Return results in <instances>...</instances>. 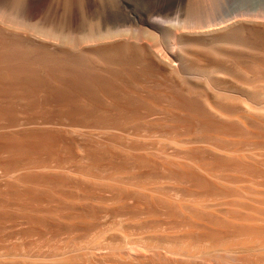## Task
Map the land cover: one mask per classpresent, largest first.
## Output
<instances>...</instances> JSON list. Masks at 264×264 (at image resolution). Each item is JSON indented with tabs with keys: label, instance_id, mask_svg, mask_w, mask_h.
Here are the masks:
<instances>
[{
	"label": "rangeland",
	"instance_id": "obj_1",
	"mask_svg": "<svg viewBox=\"0 0 264 264\" xmlns=\"http://www.w3.org/2000/svg\"><path fill=\"white\" fill-rule=\"evenodd\" d=\"M112 1L96 12L71 1V43L59 38L62 11L48 49L20 37L17 50L20 32L11 40L0 25V255L191 264L155 254L173 248L255 259L264 245V21H243L247 0ZM124 7L136 8V23ZM206 15L232 23L220 34L227 53L208 39L165 63L123 33L172 53L170 34L187 38L183 23ZM106 32L122 36L81 38ZM104 49L105 58L90 56ZM54 253L67 257H42Z\"/></svg>",
	"mask_w": 264,
	"mask_h": 264
},
{
	"label": "bare ground",
	"instance_id": "obj_2",
	"mask_svg": "<svg viewBox=\"0 0 264 264\" xmlns=\"http://www.w3.org/2000/svg\"><path fill=\"white\" fill-rule=\"evenodd\" d=\"M71 1H73V0H0V25L2 27V31L5 30L3 28L8 29L10 32L12 31V39L11 40L16 39V34L18 35V32H20V35L21 36H18L19 38L16 39L18 41V44H17V42L15 43L16 46L14 44V48L17 49V50L20 49V46H21L20 44L23 43V42L22 43H19V40L21 38H25L26 40H28V44L32 41L31 43L33 44L34 47L37 46V49L39 48V46H42L44 48L45 47V44H46L47 47L50 48V44L53 43L54 41H57L56 39H52L53 37L56 38V36H55L56 34L54 36H52V35L54 33H56L57 27L59 26V23H60L58 21V18H60L58 14L59 13H62V11H63L64 16L62 17L63 21H61L62 27H61V33L59 34V38L61 37V39H63V40H69V42L71 43V41H70V38H71V24H72V20L73 19H72L71 15L69 14V12L67 11V9H71L72 7L74 9V6H72L71 8L68 7V5H69V3ZM95 1H98V0H95ZM95 1H94V3H95ZM100 1L101 2L98 1V4H94L93 3L95 5V7L97 5H100L99 3H103V4H101V6H98V7H101L102 8V5L104 6L105 3H108L107 2L108 0L107 1L106 0H100ZM113 1H115V0H113ZM122 1H125V0H122ZM117 2H118V0H117ZM137 2H139V0ZM109 3H111L110 0H109ZM195 3L196 2L194 1V4H191L190 5L192 9L193 8L196 9V7H198L197 4H195ZM93 4L91 3V0H83V5L82 6L85 7V10L87 12H90ZM114 4H116V3L111 4V6H112V9L111 10H113V7H114L113 5ZM119 4L117 3V6L121 7V5H119ZM108 5L106 4L105 6L107 7ZM123 5H122V7H123ZM129 5H132V4H129ZM143 5H144V3H143ZM133 6H134V4H133ZM139 6L140 5H138V8H139ZM244 6H245V7H243V12L244 13L241 15V17H244V20L243 21L245 23L254 24L255 22H258L259 19L262 22L264 21V0H247ZM75 7L77 8L78 6L75 5ZM140 7H143V6H140ZM159 7H160V5H159ZM78 8H77V11H78ZM93 8H94V6H93ZM125 8H127V7H124L123 10ZM132 8H131V10H132ZM103 9H104V7H103ZM103 9H101V11L106 12V13H111V11L108 12V11H105ZM134 9H136V8H134ZM134 9H133V11H129L130 8L129 9H125L126 11H129L128 12L129 14H127V12L125 11L126 12V15L132 17L130 20H132V19L133 20L134 19L137 20V17L138 16L134 12ZM143 9H146V8H143ZM114 10H116V8H114ZM117 10H119V8ZM93 11H95V10L93 9ZM119 12H120V10H119ZM119 12H117V13H119ZM195 12H196V10H195ZM73 14H74V12H73ZM121 14H123V13H121ZM110 15L111 14H109V16L107 15L106 16L107 18H105V17H103V18L108 19V17H112ZM119 15L120 14H118V15H116L114 17L117 18V16H119ZM126 15L125 16L124 15L123 16L120 15V16L123 18V17H127ZM140 15H142V13ZM100 17H101V15H100ZM128 18H130V17H128ZM147 18H148V16H147ZM105 19H103V20H105ZM121 20H123V19H121ZM125 20L127 21L128 19H125ZM130 20H129V22H130ZM126 21L125 22L123 21V22L129 24V22H126ZM134 22H135V20H134ZM130 23H132V22H130ZM138 23H140V22H138ZM262 24L264 25V22ZM73 25H74V23H73ZM133 25L135 26V24H133ZM183 25H184V28H186L187 30H189L188 32H185L186 34L188 33L187 34L188 37L187 38H184L181 35H176L178 33H176L175 31H173L175 34H170L171 33L170 31L172 30L171 29V30H169V34L170 35H173V37L171 36L172 38H170L171 39L170 42L167 40L169 42V43H167V45H170V48L172 49V53H167V54L164 53V51L162 50L163 48L160 49L161 51L159 50L162 53V55L160 54L162 57H163V53L166 54V56H164L166 58H164V59L165 60L168 59V61L167 60L165 61L164 59L161 58L160 55H158L160 52L157 54V53H155L153 51V49L154 48H157L158 46H156V45H152V46L151 45L150 46L148 45L147 46L145 44L141 46L140 44H143V42L141 40L143 37L140 36L141 34L138 35V33H137V35H136V33H134L133 31L132 32H130V31H123V33L130 34V36L128 35V37L126 39H129L131 37V39L135 40V42L132 43L133 46L134 45H138L139 49H141V51L143 53H147V54H150V55H154L161 62L172 63L174 61H177L176 56H178V55L184 56V54L189 53V50H191L192 48H194V49L197 50V48L202 47V43H203L204 40H208V39L209 40H212L211 42L215 46L216 45L218 46L219 43L222 42L221 39H220L221 32H224V31H227L229 29H232V27H233L232 23L230 25L228 23V20L227 19H220L218 21L213 15H206L201 20H187V21H185L183 23ZM149 26L150 27L151 26L153 27L155 25H153V24L151 25L150 24ZM159 26L160 25L157 24L156 27L159 28ZM1 27H0V29H1ZM142 28H145V27L142 26ZM139 29H141V27ZM159 29L158 30L156 29V30L159 31ZM165 29H167V28H164V30L162 28L161 29V32L162 31L167 32ZM8 30H6V31L9 33ZM14 31H17V33H15ZM13 32L15 34H13ZM127 32H130V33H127ZM3 33H5V31ZM132 33H134L135 35H132ZM185 33L183 32V33H179V34H184V36H185ZM50 34H52V35H50ZM112 34L109 33V32H106V34H103V35L100 34V33H95V34H92V35L91 34H87V35H83V37H81V38H82L83 42H85L87 44H88V42L90 44H96V43H100L102 40H106V39L112 38ZM116 34L118 35L120 33H115V34H113V36L114 35L117 36ZM126 34H123L124 38H125V35ZM167 34H168V32H167ZM13 35L15 36L14 39H13ZM49 36H52V37H49ZM166 37H168V36L166 35ZM25 39H22V40L24 41ZM31 39L37 40L38 42L42 43L43 45L42 44H39V46H38L37 45L38 43L37 44L35 43L36 44L35 45L34 42H33V40H31ZM51 39L54 40V41L50 42ZM118 39H120V38H118ZM126 39H125V43H126ZM22 40H20V42ZM26 40H25V42H26ZM122 40H123V37L121 39V42H122ZM37 41H35V42H37ZM79 41L81 42L80 38H79ZM139 41H141L142 43H138L137 44V42H139ZM47 42L48 43L50 42L49 43V46H48ZM131 42H133V41L132 40L131 41H128V43H126L127 44L126 46H129L128 44H131ZM165 42H163V45H165L164 44ZM13 43H14V41H13ZM24 43H23V45H24ZM123 43L124 42H122V44ZM182 43H184L185 45L184 44L181 45ZM26 44H27V42H26ZM26 44H25V47L27 48ZM124 45L125 44L120 45V46H124ZM126 46H124V48ZM140 46H141V48H140ZM217 46H216V50H217L218 53H220V54L227 53V49H226L225 46L222 45L223 46L222 47L221 44L218 47ZM30 47H32V45H30L27 48V50H25V53L26 54H31V55L34 54L35 55L34 52L37 51L36 48L33 47V50H36V51H32V49H30ZM42 47H40V48H42ZM47 47H45V48H47ZM168 47L169 46L166 47V45H165L164 48L165 49L166 48L168 49ZM101 48H104V47H100V49ZM21 49H22V47H21ZM167 49H166V51H167ZM11 50H12V48H11ZM104 50H101V51L99 50V52L96 51L97 53H95L92 50H91L92 51L91 52L89 50V51H86V54L88 55V54H90V53L92 54L94 52L95 54L93 53L94 55H90L91 57L92 56H94V57H104V56H107V51H106L107 49L105 50L106 52ZM152 51L154 52V54H153ZM20 52H23V51H20ZM20 52H18V53H20ZM36 54H37V52H36ZM62 54H64V53H62ZM84 54H83V56H84ZM80 57H82V56L80 55ZM254 248H255V250H253V251L256 252V254L254 255V257H256V258L255 259H252V260L246 259V257L243 256L244 253L247 252V251H244V250H230V249H228V250H226V249H215L213 251H210V250H201L200 249V250H196L194 252H187V251H183V250H180V249L162 248V250L157 251L155 254L159 258H163V259H166V260H168L171 257H181V258H185L191 264H264V245H259V246H256ZM93 250L98 251L99 249L98 248H93ZM123 251L126 252L127 250H122V252ZM65 255H66V253H54V254H46V255H43L42 257H43V259L48 260V261H50V262L53 263V262H57L60 257H63L64 256V258H66L67 256H65ZM34 258H35V256L32 253L31 254H30V252L25 253L24 251L22 253L21 252L20 253L17 252V253H14V254H2V255H0V264H27V263H29V261H32Z\"/></svg>",
	"mask_w": 264,
	"mask_h": 264
}]
</instances>
